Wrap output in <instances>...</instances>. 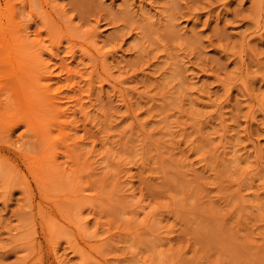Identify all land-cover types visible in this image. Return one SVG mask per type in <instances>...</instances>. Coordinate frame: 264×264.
I'll list each match as a JSON object with an SVG mask.
<instances>
[{
  "label": "rangeland",
  "instance_id": "obj_1",
  "mask_svg": "<svg viewBox=\"0 0 264 264\" xmlns=\"http://www.w3.org/2000/svg\"><path fill=\"white\" fill-rule=\"evenodd\" d=\"M31 1L0 0V264H264V0ZM16 28L62 126L16 105Z\"/></svg>",
  "mask_w": 264,
  "mask_h": 264
},
{
  "label": "bare ground",
  "instance_id": "obj_2",
  "mask_svg": "<svg viewBox=\"0 0 264 264\" xmlns=\"http://www.w3.org/2000/svg\"><path fill=\"white\" fill-rule=\"evenodd\" d=\"M23 1H26V0H23ZM33 2V0L31 1V3ZM1 9V8H0ZM5 11V10H4ZM50 11V10H49ZM0 12H1V10H0ZM7 12H8V10H7ZM2 13V12H1ZM11 13V12H10ZM4 15V14H3ZM5 15H6V13H5ZM10 19H12V20H10V23H11V21H13L14 19H13V17L12 18H10ZM1 23V22H0ZM9 22L7 23V24H10ZM13 25L16 27V24L18 25V27H20L19 25H21V23L20 24H18L19 22L16 20H14L13 22ZM12 23H11V25H12ZM16 23V24H15ZM7 24H5L6 26H9V25H7ZM14 27V28H15ZM21 27H22V25H21ZM26 29V28H25ZM28 29V28H27ZM14 30V29H13ZM16 30H17V28H16ZM19 30H22L21 28H19L18 30H17V35H15V36H17L16 38H14V39H12L15 43H17V45L15 44V50L13 51V50H11V51H13V53H11V57H8L9 59H7V60H9V62L7 63L9 66H11L12 65V68H13V70H15L16 72H19L18 73V83H16V85H18V84H20L21 86H20V90H21V92H19V94L18 95H20V93L21 94H23L22 95V100H18V102L20 101V103H18V104H16L18 107H20L21 106V104H24V102L26 103L25 105H23L22 107H27L28 108V110L30 111V113L33 115V117H35V118H40L41 119V121H42V123H41V127L42 128H44V126H46L47 124H49V123H58V122H55L57 119H55V118H60L61 117V115H59V114H61V112H63V114H64V111H62V108H61V105H62V103L64 102V101H62L63 100V98H61V97H63V96H61L60 95V93H62V90L60 91V87H56V86H54L55 85V83H53L52 82V80H53V78L54 77H56L55 75H53V71H50V72H45V73H43L42 71H40V72H29L30 70H29V68L31 67V65H33L34 67H37V61H38V56L39 57H42V53H35V52H30V53H28V55H27V51H28V49L26 48V50H25V46H24V44H18L19 43V41H20V37L22 38H25V39H22L24 42L25 41H29L28 42V44L25 42V44H27V45H29V46H33V44H34V42H36L34 39L36 38H32V40H31V37H30V35H26V34H22V33H24V31L23 32H20V34H22L20 37L18 36V31ZM1 32L3 31V29H1L0 30ZM9 31V30H8ZM15 33V32H14ZM7 34V33H6ZM4 34H2L1 35V37L3 36ZM10 35V34H9ZM13 35V34H12ZM14 36V37H15ZM0 37V38H1ZM4 37V36H3ZM13 37V36H12ZM5 39V38H4ZM6 39H9L7 36H6ZM5 39V40H6ZM1 40V39H0ZM5 40H3V41H5ZM2 41V40H1ZM10 42H11V40H10ZM9 42V44L11 45L12 43H10ZM21 42V41H20ZM32 43V45H31V43ZM2 43V42H1ZM20 45H22V46H20ZM35 45V44H34ZM18 46V47H17ZM28 46V47H29ZM4 48H7V47H10L9 45L8 46H3ZM12 47H13V45H12ZM30 47V48H31ZM3 48V49H4ZM9 50V49H8ZM4 50H2V52H3ZM5 52V51H4ZM9 52V51H8ZM9 53V54H10ZM29 54L31 55V57H32V59H31V57L29 56ZM33 55V56H32ZM30 57V59H29V57ZM2 57V56H1ZM5 58V57H4ZM4 58H0V60H2V59H4ZM28 62V63H27ZM31 64V65H30ZM3 65H5V63H3V60L2 61H0V67L1 66H3ZM29 65H30V67H29ZM26 67V68H28V71L27 72H23V70H26V68L24 69L23 67ZM11 68V67H10ZM21 68H22V70H21ZM2 69V68H1ZM10 71V70H9ZM43 73V74H42ZM9 74H11V72H3V71H0V80L1 79H3L4 81H6V84H8V85H10V84H12L11 83V77L13 76V74L9 77ZM29 74V75H28ZM14 76H16V74L14 75ZM41 76H43V78L45 79V81L44 80H42L41 79ZM13 79L15 78V77H12ZM2 81V80H1ZM0 81V82H1ZM13 82V81H12ZM1 85H3V83H0ZM5 84V83H4ZM0 85V86H1ZM4 86V85H3ZM6 86V85H5ZM12 86V85H11ZM8 88H9V86H7ZM7 87H5L6 88V91L8 90V92H9V89L7 88ZM19 87V86H18ZM33 87V89H29V88H32ZM1 88H2V86H1ZM0 88V89H1ZM13 88V87H12ZM17 88V87H16ZM16 88H13L14 89V92H15V89ZM12 89V90H13ZM11 90V89H10ZM11 90V91H12ZM18 90V89H17ZM16 90V91H17ZM5 91V90H4ZM5 91V92H6ZM3 94L4 95H7V92H6V94L3 92ZM12 94H15V93H12ZM17 94V93H16ZM16 94L14 95V98H16L15 96H16ZM61 96V97H60ZM9 97V96H8ZM12 97V96H11ZM11 97H9L10 98V100H7V101H4V102H2V104H1V106H5V107H10V110H11ZM14 98H12L13 100H14ZM19 98V97H18ZM61 98V99H60ZM20 99H21V97H20ZM69 99V98H68ZM66 101V100H65ZM68 101V100H67ZM14 103H16L17 101L15 100V101H13ZM21 102H23V103H21ZM70 102V101H69ZM20 104V105H19ZM59 104H61V105H59ZM52 105H53V108H52ZM0 106V108H3V107H1ZM49 107H51L52 109H54V111H56L57 113H56V115H49L48 113H50L51 112V110L49 109ZM18 109V108H17ZM66 108H64L63 110H65ZM68 109V108H67ZM3 111H4V109H3ZM2 110H0V115H3L2 114V112H3ZM40 111H43V112H45V114L44 115H40L41 113H40ZM38 113H39V115H38ZM5 115V114H4ZM3 115V116H4ZM2 116V117H3ZM0 120H2V118H0ZM59 124V123H58ZM59 126H62L61 124H59ZM31 170V169H30ZM33 170V169H32ZM30 174H32V171H31V173ZM36 174V173H35ZM36 178V177H35ZM37 209H38V211H37V214L36 215H38L39 216V223L41 224V228L44 230V232L46 233V234H49V233H53V231H54V229H55V224H54V222H53V218H54V213H52V212H50V211H48V208H47V206H43L41 203H38L37 204Z\"/></svg>",
  "mask_w": 264,
  "mask_h": 264
}]
</instances>
